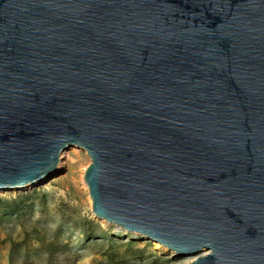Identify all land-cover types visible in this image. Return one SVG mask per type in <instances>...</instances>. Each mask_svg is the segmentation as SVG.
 I'll return each mask as SVG.
<instances>
[{"label":"water","instance_id":"obj_1","mask_svg":"<svg viewBox=\"0 0 264 264\" xmlns=\"http://www.w3.org/2000/svg\"><path fill=\"white\" fill-rule=\"evenodd\" d=\"M71 145L97 218L264 264V0H0V189Z\"/></svg>","mask_w":264,"mask_h":264},{"label":"rangeland","instance_id":"obj_2","mask_svg":"<svg viewBox=\"0 0 264 264\" xmlns=\"http://www.w3.org/2000/svg\"><path fill=\"white\" fill-rule=\"evenodd\" d=\"M80 146L67 147L51 177L28 189L0 190V264H188L149 237L93 214Z\"/></svg>","mask_w":264,"mask_h":264},{"label":"bare ground","instance_id":"obj_3","mask_svg":"<svg viewBox=\"0 0 264 264\" xmlns=\"http://www.w3.org/2000/svg\"><path fill=\"white\" fill-rule=\"evenodd\" d=\"M44 180H46V179H44ZM44 180H42V181H40V182H38V183H33V184L28 185V186H25V187H18V188H15V189H28V188H30V187H33V186L37 185V184H40L41 182H44ZM10 189H11V188L0 189V190H10Z\"/></svg>","mask_w":264,"mask_h":264}]
</instances>
